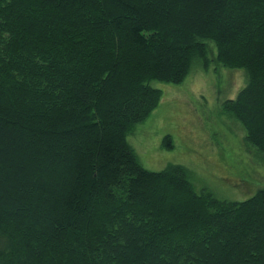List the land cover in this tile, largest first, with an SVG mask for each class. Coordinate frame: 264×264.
I'll use <instances>...</instances> for the list:
<instances>
[{
    "label": "trees",
    "instance_id": "obj_1",
    "mask_svg": "<svg viewBox=\"0 0 264 264\" xmlns=\"http://www.w3.org/2000/svg\"><path fill=\"white\" fill-rule=\"evenodd\" d=\"M208 41L264 158V0H0V264H264V187L198 191L127 140Z\"/></svg>",
    "mask_w": 264,
    "mask_h": 264
},
{
    "label": "rangeland",
    "instance_id": "obj_2",
    "mask_svg": "<svg viewBox=\"0 0 264 264\" xmlns=\"http://www.w3.org/2000/svg\"><path fill=\"white\" fill-rule=\"evenodd\" d=\"M207 44L212 59L207 69L195 63L180 83L151 81L161 90V99L127 140L146 168L183 164L198 191L242 200L264 187V158L246 143L244 128L222 109V102L244 86L245 72L218 65L214 44ZM166 135L170 147L162 143Z\"/></svg>",
    "mask_w": 264,
    "mask_h": 264
}]
</instances>
